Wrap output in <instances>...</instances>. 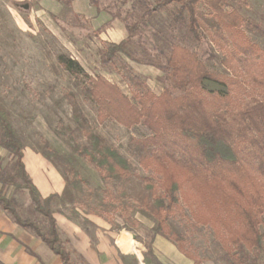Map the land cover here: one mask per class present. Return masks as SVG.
Returning <instances> with one entry per match:
<instances>
[{
	"label": "trees",
	"instance_id": "1",
	"mask_svg": "<svg viewBox=\"0 0 264 264\" xmlns=\"http://www.w3.org/2000/svg\"><path fill=\"white\" fill-rule=\"evenodd\" d=\"M60 1L69 7L73 0ZM116 1L120 5L106 10L101 8L98 0H89L96 12L107 11L111 20L117 19L125 26L126 36L118 42L104 41L98 56L102 66H112L123 81H133L139 87L133 90L132 96L103 74L88 73L68 52L58 53L57 62L68 73L83 78L85 95L96 104L98 123L112 119L126 129L139 124L148 129L147 135L134 140L145 150L139 165L159 175L158 185L164 194V197L155 195L153 198L155 223L151 229L154 234L172 242L192 264H201L202 259L188 248L185 235L168 224V218L182 207L180 201H184L192 221L211 228L224 250L226 262L247 264L246 251L264 247V230L260 229L264 225V60L258 62L259 48L244 33L241 32L239 37L233 35L241 27L244 17L236 9L224 11L221 0ZM200 2H204L210 11L198 10ZM171 4H177L174 10L177 17L183 11L187 12L188 30L195 39L211 31L222 37L221 29L229 34L233 47L222 63L232 75L239 74L237 64L246 69L251 93L235 98L227 83L231 78L209 70L196 49L180 43L170 42L166 55L159 50V62L142 60L134 55L129 47L132 39L141 34L154 13ZM127 5L131 9L122 12L119 6ZM137 5L140 8L135 16ZM15 7L23 9L17 3ZM213 33L211 37L219 45V38ZM163 55L165 59L161 61ZM232 57H235L236 65L232 63ZM126 58L160 69L162 90L156 94L146 86ZM249 64H255L257 68L250 69ZM85 134L87 144L75 149L95 165L102 179L132 175L134 166L114 144L87 129ZM0 145L12 158L11 181L27 191L33 212L43 217L46 227L32 217L21 216L14 199L1 191L0 207L15 223L43 241L58 255L62 264H75L53 217L56 203L53 201L61 195L41 196L25 169L20 136L1 104ZM37 152L51 162L45 152ZM51 153L55 151L51 150ZM59 173L65 187L80 190V183L87 182L77 173L72 179ZM70 203L75 205L76 202ZM71 214L79 218L74 206ZM81 223L88 229L87 218L83 217ZM127 230L134 238L138 237L133 230ZM150 257L155 264H162L152 252Z\"/></svg>",
	"mask_w": 264,
	"mask_h": 264
},
{
	"label": "rangeland",
	"instance_id": "2",
	"mask_svg": "<svg viewBox=\"0 0 264 264\" xmlns=\"http://www.w3.org/2000/svg\"><path fill=\"white\" fill-rule=\"evenodd\" d=\"M98 1L106 10L120 5L116 0ZM15 3L20 6L27 4L28 8L20 9L15 7ZM89 4L96 12L93 4ZM119 7L122 12L126 8L131 9L128 5ZM176 7L177 4H171L150 17V26L147 25L129 45L134 55L142 60L159 62V50L166 55L170 42L180 43L196 49L209 70L231 78L227 79V83L235 98L251 93L245 77L246 69L237 64L239 74L232 75L222 63L233 47L229 34L221 29L223 38L211 31L195 39L188 30L187 12L183 11L177 17L174 15ZM221 7L226 12L236 9L244 17L241 27L233 35L239 37L242 32L255 43L259 48L256 57L259 63L262 62L264 0H221ZM139 8L138 5L134 8L135 16ZM197 8L205 13L210 11L204 2H200ZM99 13L101 18H98ZM109 20L107 11L84 15L74 12L71 4L65 6L60 0H0V104L8 112L20 136L24 147L23 160L28 169L31 165L27 155L39 150L48 155L53 166L65 177L72 179L77 173L87 180L80 183V190L67 185L61 197L53 201L57 206L58 202H66L62 203V208L71 212L74 206L81 220L89 216L115 230L129 228L136 233L139 225L155 223L153 198L155 195L164 197L158 185L159 175L151 169L141 168L138 163L145 150L134 139L147 135L149 131L141 124L126 129L112 119L98 123L96 104L85 95L83 78L68 73L56 59L58 53L68 52L88 73L103 74L131 97L133 90L139 87L133 81H123L112 66H102L99 62L98 49L104 41L99 39L97 30L107 31ZM212 33L218 36L219 45L213 41ZM165 55L160 56L161 61H164ZM234 58L232 63L236 65ZM249 65L250 69L257 68L255 64ZM133 70L152 89L153 84L147 76ZM86 129L101 136L105 142L114 144L129 159L134 166L131 176L101 178L95 165L75 149L87 144ZM11 162L10 154L0 145V191L14 199L21 216L32 217L45 228L43 217L32 210L27 191L11 181ZM70 202L76 203L73 205ZM180 202L182 207L168 218V224L185 235L188 248L202 259L201 264H228L211 228L194 223L184 201ZM86 225L93 230V221ZM260 229L264 230V225ZM246 254L247 264H264V247L262 250L246 251Z\"/></svg>",
	"mask_w": 264,
	"mask_h": 264
},
{
	"label": "crops",
	"instance_id": "3",
	"mask_svg": "<svg viewBox=\"0 0 264 264\" xmlns=\"http://www.w3.org/2000/svg\"><path fill=\"white\" fill-rule=\"evenodd\" d=\"M71 6L76 13L89 16L96 14L88 0H73ZM101 17L99 13L98 18ZM108 23L105 29L108 32L101 31L98 34L101 41L118 42L126 36V29L121 21L110 19ZM112 33L115 38H112ZM129 61L133 69L147 76L148 81L153 84L152 89L155 88L151 90L158 94L162 90L161 70L153 65ZM27 159L31 166L28 169L23 160L25 169L41 196L61 195L65 192V182L61 174L47 158L33 151L27 155ZM62 203L58 202V206L54 204L53 217L66 241V246L71 251L70 258L75 264H153L149 256L150 251L162 264L168 262L192 264V261L181 254L172 242L159 234H154L151 229L152 224L139 225L136 230L138 237L134 238L127 229L115 230L95 222V218L86 216L89 222L93 221L94 228L85 229L81 219L64 210ZM149 247L150 251H148ZM0 262L2 264H62L58 255L33 233L15 223L1 207Z\"/></svg>",
	"mask_w": 264,
	"mask_h": 264
},
{
	"label": "water",
	"instance_id": "4",
	"mask_svg": "<svg viewBox=\"0 0 264 264\" xmlns=\"http://www.w3.org/2000/svg\"><path fill=\"white\" fill-rule=\"evenodd\" d=\"M21 7L24 8V9H27L28 5L27 4H23V5H21Z\"/></svg>",
	"mask_w": 264,
	"mask_h": 264
}]
</instances>
